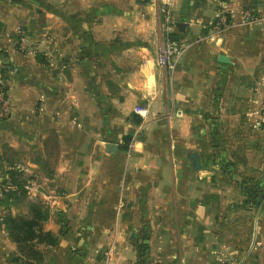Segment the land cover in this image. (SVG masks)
<instances>
[{"label": "crops", "instance_id": "obj_1", "mask_svg": "<svg viewBox=\"0 0 264 264\" xmlns=\"http://www.w3.org/2000/svg\"><path fill=\"white\" fill-rule=\"evenodd\" d=\"M163 2L187 25L171 72ZM0 62V187H33L0 190V264L20 256L3 218L34 205L58 244L29 264H137L143 238L151 264H264V0H0Z\"/></svg>", "mask_w": 264, "mask_h": 264}, {"label": "built area", "instance_id": "obj_2", "mask_svg": "<svg viewBox=\"0 0 264 264\" xmlns=\"http://www.w3.org/2000/svg\"><path fill=\"white\" fill-rule=\"evenodd\" d=\"M171 3L170 2H163V5L161 7V13L163 15V21H162V37H161V43L158 50V66L162 70L165 71H172L175 67L176 58L179 56L185 48L183 45L177 43L172 38V32L174 28L176 27L175 20L172 15L171 10ZM226 7V6H225ZM241 21L239 25L246 26V25H252V24H260L262 23L263 19L255 14L254 10L251 8L245 9L241 14ZM234 16L224 8L219 12L217 15V18L213 24V30L216 34H222L225 31H227L229 28H231L234 25ZM21 35L23 34L22 31H19ZM26 38L23 34L20 38L19 44L22 46V49H25L26 45ZM5 73V67L0 62V121L8 120L11 118L13 112H14V104L13 101L9 95L8 92V86H7V77ZM136 112L140 114L141 116H147V110L144 108H137ZM260 117L261 121L258 123L259 127L264 126V103L261 106L260 109ZM26 190L31 191L33 187H25ZM2 195L5 193L10 192L13 190L11 186L9 185H2L0 187ZM112 249L108 253V256L111 257Z\"/></svg>", "mask_w": 264, "mask_h": 264}, {"label": "trees", "instance_id": "obj_3", "mask_svg": "<svg viewBox=\"0 0 264 264\" xmlns=\"http://www.w3.org/2000/svg\"><path fill=\"white\" fill-rule=\"evenodd\" d=\"M174 40V39H173ZM16 172L11 174L12 179L16 176ZM13 190L4 194L5 198L12 199L14 197L23 196L25 185L22 182L11 181ZM49 218L48 210L43 206L34 205L30 209V215H8L3 218V223L11 237L17 244L20 256L13 261L20 264L30 262L40 263L43 261V253L39 250V245L54 247L58 244V238L51 232H47L43 228V224ZM147 238H143L137 245L138 261L137 264H151L149 258V247L144 242Z\"/></svg>", "mask_w": 264, "mask_h": 264}, {"label": "water", "instance_id": "obj_4", "mask_svg": "<svg viewBox=\"0 0 264 264\" xmlns=\"http://www.w3.org/2000/svg\"><path fill=\"white\" fill-rule=\"evenodd\" d=\"M176 26L178 27L179 31L183 32L187 25L184 24V23H178V24H176ZM219 60L221 62H223V63H229L230 62L229 58H227L224 55H221L219 57ZM108 150H117V147L115 145L110 144L109 147H108ZM189 158H190V161H191V164H192L193 168L196 171L204 169V166L201 163L200 156H199V154L197 152H194V153L190 154Z\"/></svg>", "mask_w": 264, "mask_h": 264}]
</instances>
